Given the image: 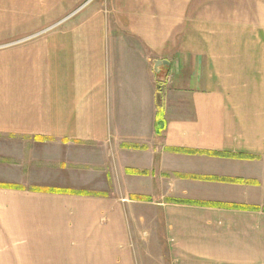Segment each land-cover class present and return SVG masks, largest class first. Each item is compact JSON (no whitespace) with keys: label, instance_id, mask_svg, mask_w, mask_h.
Returning <instances> with one entry per match:
<instances>
[{"label":"crops","instance_id":"obj_1","mask_svg":"<svg viewBox=\"0 0 264 264\" xmlns=\"http://www.w3.org/2000/svg\"><path fill=\"white\" fill-rule=\"evenodd\" d=\"M0 134L123 182L0 190V264H264V0H0Z\"/></svg>","mask_w":264,"mask_h":264},{"label":"rangeland","instance_id":"obj_2","mask_svg":"<svg viewBox=\"0 0 264 264\" xmlns=\"http://www.w3.org/2000/svg\"><path fill=\"white\" fill-rule=\"evenodd\" d=\"M103 2L105 0H97V2ZM90 4V3H89ZM94 4H90L89 7L94 6ZM104 5V4H103ZM25 141L29 140H21V139H15L11 138L6 134H0V185H7L10 187H13V190H27L33 191L35 187L43 188V189H50L51 186H61L63 190H74L75 192H81L84 189L86 191H102L105 190V183H107L110 188H122V181L119 180H107L105 177V167L104 164H100L102 162V158L104 160V157L101 156L97 159H91V161L88 159V162L97 163V166H89L87 164L82 163L81 166H70L68 165V168L71 169H77L80 171L82 176H90L93 177V171H96L97 173V181L93 182L96 183L92 187H79V186H71L66 185V182H64L63 179H59L58 175V169H61L62 164H56L57 159L56 156L52 158L51 155L45 154L44 150L33 148L31 150L25 149L26 144H28ZM30 143V142H29ZM39 151V154L38 152ZM34 153V154H33ZM45 158H48L49 160L53 159L52 162H48L49 160H45ZM87 163V162H85ZM30 169H33V173L29 172L27 174L26 172ZM76 170V171H77ZM46 171V173H44ZM48 172V173H47ZM35 173V174H34ZM80 174V175H81ZM47 175V176H45ZM50 175V178H49ZM65 176V175H64ZM116 176V174H113V177ZM120 176V175H119ZM48 177V183L42 182L40 179L47 178ZM58 177V178H57ZM109 177H112L109 174ZM57 178V179H56ZM111 179V178H110ZM118 179V178H117ZM107 180V181H106ZM53 183V184H52ZM62 185H59L61 184ZM68 183V182H67ZM48 184V185H47ZM52 189V188H51ZM54 189V187H53ZM60 189V188H57ZM0 190H6L1 189ZM15 197H9V195H6L5 192H0V204L8 203V201H16L14 200ZM29 197H20L17 196V203L18 204H37L38 201H34L33 199H28ZM17 219L18 216H17Z\"/></svg>","mask_w":264,"mask_h":264},{"label":"trees","instance_id":"obj_3","mask_svg":"<svg viewBox=\"0 0 264 264\" xmlns=\"http://www.w3.org/2000/svg\"><path fill=\"white\" fill-rule=\"evenodd\" d=\"M228 156H231V157H241V158H246L247 156H242V155H238V156H235V155H228ZM0 188L1 189H12L13 187H10V186H7V185H0ZM33 191L35 192H42V193H76L75 191L73 190H63V189H57V188H52V189H43V188H34ZM227 207H235L233 205H229Z\"/></svg>","mask_w":264,"mask_h":264},{"label":"water","instance_id":"obj_4","mask_svg":"<svg viewBox=\"0 0 264 264\" xmlns=\"http://www.w3.org/2000/svg\"><path fill=\"white\" fill-rule=\"evenodd\" d=\"M156 71H158L159 68H162L164 66L168 67L169 63L167 61H159L155 63Z\"/></svg>","mask_w":264,"mask_h":264}]
</instances>
